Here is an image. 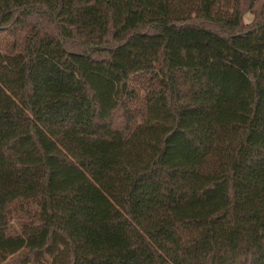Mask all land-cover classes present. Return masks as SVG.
<instances>
[{
  "label": "trees",
  "instance_id": "1",
  "mask_svg": "<svg viewBox=\"0 0 264 264\" xmlns=\"http://www.w3.org/2000/svg\"><path fill=\"white\" fill-rule=\"evenodd\" d=\"M0 264H264V0H0Z\"/></svg>",
  "mask_w": 264,
  "mask_h": 264
},
{
  "label": "rangeland",
  "instance_id": "2",
  "mask_svg": "<svg viewBox=\"0 0 264 264\" xmlns=\"http://www.w3.org/2000/svg\"><path fill=\"white\" fill-rule=\"evenodd\" d=\"M253 19V12L249 9L244 11L243 13V21L247 24ZM134 85L136 87V92L138 94L137 100H136V105H139L141 103V98L144 95V85H142L140 82H134ZM140 120V116L137 118Z\"/></svg>",
  "mask_w": 264,
  "mask_h": 264
}]
</instances>
